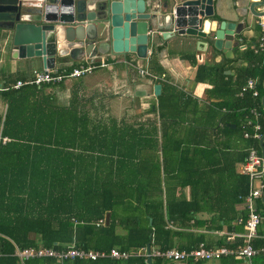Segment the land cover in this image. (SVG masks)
Returning a JSON list of instances; mask_svg holds the SVG:
<instances>
[{
    "label": "trees",
    "instance_id": "trees-1",
    "mask_svg": "<svg viewBox=\"0 0 264 264\" xmlns=\"http://www.w3.org/2000/svg\"><path fill=\"white\" fill-rule=\"evenodd\" d=\"M262 35L260 30L259 38ZM259 38L242 48L241 56L247 64L232 75L224 73L225 63L232 61L229 58L196 66L194 79L207 80L211 84L209 94L219 99L210 102L199 117L183 116L190 112L189 98L177 112L164 117L159 113L161 118L176 120L177 127L183 121L188 123L183 127L184 133L192 139L181 140L184 143L179 147L170 146L169 138L178 136L177 128L175 131L164 128L163 140L157 143L155 130L152 136L141 128L123 129L103 123L86 125L85 115L76 114L73 106L67 109L50 106L52 101L39 90L45 84L0 92L6 102L0 133L14 139L0 145V264H20L12 254L14 246L37 245L29 240L28 234H39L41 245L55 250L74 244L108 252L112 247L126 251L146 243L160 249L169 248L166 238L175 232L166 228V223L185 226L197 212L209 213L218 223L237 219L238 229L242 228L246 211L243 207L245 213H237L233 203L242 202L247 192V176L236 171L233 162L241 163L250 147L260 152L259 139L251 137L252 125L246 124L252 107L261 111L259 132L261 136L264 134V111L260 103L264 94V52L253 51ZM148 71L155 75L163 71L156 62L155 52L148 57ZM247 78L255 79L257 96H252L251 90L238 94ZM159 82L164 90L170 89L165 82ZM30 88L31 108L28 105ZM243 132L249 136L244 137ZM85 136L88 141L82 139ZM106 150L116 155L109 161L110 171L99 180L96 178L94 189L88 184L84 189L75 188L74 181L82 179L78 172L86 169L81 165L83 152L103 154ZM88 178L92 181V176ZM179 186H188L187 199L176 195ZM255 205L258 213L264 210L261 197L255 200ZM99 219L103 222L96 224ZM236 242L241 239L237 238ZM222 244L228 246L229 242ZM259 257L263 254L256 259ZM23 264L59 262L41 257ZM61 264L172 262L152 256L148 263L143 255H137L125 260L75 258Z\"/></svg>",
    "mask_w": 264,
    "mask_h": 264
},
{
    "label": "crops",
    "instance_id": "crops-1",
    "mask_svg": "<svg viewBox=\"0 0 264 264\" xmlns=\"http://www.w3.org/2000/svg\"><path fill=\"white\" fill-rule=\"evenodd\" d=\"M145 3L147 10L150 12H157L161 10L163 1L145 0ZM245 3L246 0H212L213 15L211 16L210 29L215 26L216 22L221 20L227 22H241L239 32L233 35V42L235 45L231 46L230 51L226 54L222 50H218L212 46V36L207 35V37L202 39L203 43L200 45L196 37L188 35L174 34L162 39L159 36L162 30H157V37L155 40L148 42L147 55L145 58H137L132 52H128L125 55H100L106 58L108 63L106 67L96 69L91 74L80 78H67L57 84H46L45 87L39 90L46 99L49 98L50 101H52L51 103L48 102L50 106L65 107L66 109L73 106L76 114H84L86 125L103 123L105 126L114 124L115 127L123 129L141 128V131H147L149 134H152V136H154L155 130L154 138H156L157 143L162 139L161 133L164 128L169 127L173 129V131L177 128L176 134H178V136H169V138L171 140L170 146L179 147L184 143L182 141L192 139L188 133H184L183 127L188 123L183 121L182 125L177 127L174 125V121L176 120L161 118L159 113H163V117L169 116L171 112H177V109L181 108L183 101L189 98L192 102V104L189 105L190 112L183 113V116L185 115L189 119L191 117L196 118L199 117L201 112L208 109L210 102L219 100L209 94L211 84L207 80L196 81L194 79L196 66L199 64L218 63L221 62L223 58H229L232 61L225 63L227 68L224 73L232 75L235 70L247 64L245 58L241 56V45L251 44L253 40L258 39L260 30L264 33V28H262L260 24L264 17L252 16L248 10H245ZM262 8L263 7H256L257 10ZM157 16H159V14H157ZM3 31L4 30L0 26V92L7 90V88L14 89L12 85L16 80H25L30 77L33 70L42 69L39 58H13L10 53V48L4 43ZM261 51L264 52V50ZM151 52H155L156 62L163 69L161 72V74H163L162 78L159 77L154 79L146 74H140L138 71L143 70L149 72L148 57ZM84 59L87 58L81 57L78 54H74L73 57L66 55L63 58L56 59L53 67L70 68L82 62ZM192 60H194V64L190 63ZM159 81L168 84L170 89L165 88L164 90V87ZM154 84L160 85L157 95L153 94L152 86ZM160 94L161 96H159ZM28 105L31 108L32 88H30ZM194 106H196V109ZM5 109L6 102L0 94L1 121ZM30 120L32 121V118H30ZM82 139L84 141L89 140L86 136ZM31 140L34 141L35 139ZM8 141L13 142L14 139L6 135H1L0 133V145ZM19 141L24 142L26 139H19ZM105 152L106 153L103 154L96 151L83 152L85 155L81 159V165L86 166V169L78 172V174L82 176V179H80V181L79 179L74 181L75 188L84 189L86 188L85 184H88L92 185L94 189V184L99 180L100 176L106 171H110L109 161L111 158L115 159L116 155L115 153L112 154L111 151L109 152L106 150ZM233 154L235 157V152ZM233 163L235 170L238 171L240 162L234 161ZM89 176H92V181H89ZM96 186H99V184ZM161 188L163 189L162 186ZM188 191V186H179L176 188V195L187 199ZM261 200L264 202V196H261ZM233 210L237 213H245L241 201L233 203ZM259 213L261 219L256 229L257 237L252 242L253 246L255 244L258 248L264 243V210H259ZM237 221V219L231 220L230 222H223V220H220L218 223L207 212L195 213L193 217L187 221L185 226H178L168 221L166 223V228L175 232V234H171V236L166 238L170 242V246L169 248L160 249L158 246L149 245L150 260L151 257L154 256L153 253L155 250H190L197 247L200 243H203L207 247L226 246L222 244L224 241L229 242V245L226 247H233L235 244L239 243H235V241L237 238H240V233L242 232V228L238 229L239 226ZM228 236H230L231 239H227ZM27 237L37 244L34 247H43L39 240V234H28ZM160 244L162 245V243ZM15 248L18 247L14 246V249ZM89 250L93 249L89 248ZM126 251L134 253L132 256H137L135 253H139V255L145 257L146 261V245L143 247L128 248ZM261 254H263V257L256 259L257 255L260 256ZM30 259L32 260L35 258H29L27 260ZM163 259L169 260L172 264H264V251H259L250 259L237 257L235 255H224L217 259H188L189 261ZM16 260L20 264L27 261H19L17 258ZM61 262H59V264H61Z\"/></svg>",
    "mask_w": 264,
    "mask_h": 264
},
{
    "label": "water",
    "instance_id": "water-1",
    "mask_svg": "<svg viewBox=\"0 0 264 264\" xmlns=\"http://www.w3.org/2000/svg\"><path fill=\"white\" fill-rule=\"evenodd\" d=\"M162 1L161 10L150 12L145 0H0V26L11 56L39 58L42 68H52L56 59L74 54L92 58L132 52L143 59L157 30H162V39L188 35L200 45L203 38L212 36V46L225 54L235 45L233 35L241 22L221 20L210 29L212 0ZM245 10L264 17V0H246ZM262 22L264 26V18ZM159 89L154 84L153 94ZM260 103L264 111V95ZM263 138L264 134L258 143L264 158ZM146 253L149 262L148 243Z\"/></svg>",
    "mask_w": 264,
    "mask_h": 264
},
{
    "label": "built area",
    "instance_id": "built-area-1",
    "mask_svg": "<svg viewBox=\"0 0 264 264\" xmlns=\"http://www.w3.org/2000/svg\"><path fill=\"white\" fill-rule=\"evenodd\" d=\"M261 27L264 28L263 22H260ZM241 41V40H240ZM245 45H241L244 48ZM264 50V35L260 36L258 43L253 47V51ZM108 65L106 58L103 56H97L92 58L84 59L77 65L71 66L70 68H42L40 70H33L29 78L25 80H16L12 88L18 89L24 85H31L40 87L46 84H57L67 78H80L91 74L94 70L104 68ZM140 74H146L151 78H162L163 74L156 76L150 72L138 70ZM255 79L247 78L245 83L241 86L239 95L244 90H251L252 96H257V90L255 89ZM261 110L262 107H261ZM251 118L246 119V124H251L253 132L251 137L259 139L261 134L259 132L260 125L258 118L261 115L260 109L252 107L249 109ZM244 137H248V132H243ZM239 172L247 176V192L242 199V205L246 211V217L242 224V232L240 233L241 242L235 244L233 247L216 246L207 247L203 243L198 244L197 247L190 250H162L154 251V256L163 257L175 261L187 260V259H217L224 255H235L237 257L250 259L259 251H264V243L262 246L254 247L253 240L257 237V225L260 222L261 216L258 213L255 205V200L264 196V158L261 153L255 148L250 147L247 151L243 161L239 164ZM103 220L99 219L98 223H102ZM227 239H231L230 236ZM139 255V253H135ZM13 255L19 261H25L29 258H41L50 257L56 261L61 262L67 259H88L93 260L95 258L108 257L111 259H128L134 253L127 251H119L118 249L111 248L108 252L101 250H89L76 247L73 244L69 245L64 250H55L52 248H45L41 246L37 247H22L15 248Z\"/></svg>",
    "mask_w": 264,
    "mask_h": 264
}]
</instances>
